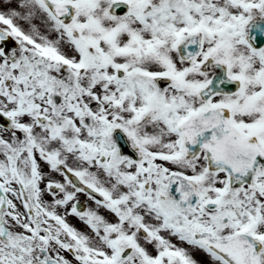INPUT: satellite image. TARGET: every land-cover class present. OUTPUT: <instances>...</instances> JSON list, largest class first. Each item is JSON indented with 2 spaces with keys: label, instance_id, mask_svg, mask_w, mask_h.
Returning <instances> with one entry per match:
<instances>
[{
  "label": "snow or ice",
  "instance_id": "snow-or-ice-1",
  "mask_svg": "<svg viewBox=\"0 0 264 264\" xmlns=\"http://www.w3.org/2000/svg\"><path fill=\"white\" fill-rule=\"evenodd\" d=\"M0 264H264V0H0Z\"/></svg>",
  "mask_w": 264,
  "mask_h": 264
}]
</instances>
